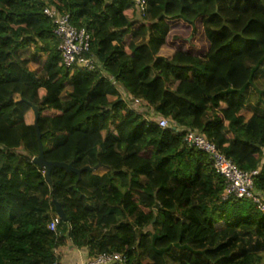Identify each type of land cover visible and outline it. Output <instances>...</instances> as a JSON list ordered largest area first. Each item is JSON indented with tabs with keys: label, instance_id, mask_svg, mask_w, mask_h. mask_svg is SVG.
<instances>
[{
	"label": "trees",
	"instance_id": "16d2710c",
	"mask_svg": "<svg viewBox=\"0 0 264 264\" xmlns=\"http://www.w3.org/2000/svg\"><path fill=\"white\" fill-rule=\"evenodd\" d=\"M47 2L90 35L97 67H65L45 2L0 0V264H54L67 242L125 264H263L264 212L223 199L224 179L183 137L196 131L257 171L264 197V115L247 110L264 64V0H149L144 18L131 0ZM32 106L47 161L107 172L77 181L52 168L48 182L32 162ZM54 203L67 219L57 234Z\"/></svg>",
	"mask_w": 264,
	"mask_h": 264
},
{
	"label": "built area",
	"instance_id": "2783aa9c",
	"mask_svg": "<svg viewBox=\"0 0 264 264\" xmlns=\"http://www.w3.org/2000/svg\"><path fill=\"white\" fill-rule=\"evenodd\" d=\"M45 2L43 14L49 18L53 24V33L58 39V51L67 69L95 70L96 64L93 55H90V35L84 29H77L71 24L69 13L59 12L56 8ZM137 7L142 18L145 16L146 5L149 0H131ZM110 83L119 91L122 98L126 100L128 106L134 110H147L143 107L142 100L127 96L113 77H108ZM144 114V113H142ZM145 117H148L146 114ZM148 119V118H147ZM158 126L161 129L169 127L166 119H160ZM183 142L187 147H193L202 151L211 162L214 172L221 176L225 182L223 199L234 197L246 199L254 204L256 209L264 212V197L254 190L253 177L257 171L245 172L240 170L229 158L219 151L214 143L207 140L196 131L189 130L183 137ZM61 219L54 213L48 224V229L57 234V227ZM59 248L53 250L55 263L59 264ZM125 257L118 252H103L89 258L83 264H125Z\"/></svg>",
	"mask_w": 264,
	"mask_h": 264
},
{
	"label": "water",
	"instance_id": "95a60500",
	"mask_svg": "<svg viewBox=\"0 0 264 264\" xmlns=\"http://www.w3.org/2000/svg\"><path fill=\"white\" fill-rule=\"evenodd\" d=\"M33 111H34V115H35V126H36V132H37V142H38V149H39V153L36 157H34L32 159V162L34 163V165H36L38 168L43 169L46 173V179L48 182H50V173L52 168H59V169H63L68 173H74L77 175V181L80 180L81 178V173L83 171H96L99 168H103V165L101 163H98L94 168H90L88 166H85L81 169H77L74 168L72 166V164H65V163H61V162H49L45 159L44 154H43V147L40 141L41 138V134L38 128V109L36 106H32ZM105 168V167H104ZM54 207H55V214L63 221H66V217L65 214L63 212V209L61 207V205L59 203H54Z\"/></svg>",
	"mask_w": 264,
	"mask_h": 264
},
{
	"label": "rangeland",
	"instance_id": "374dc122",
	"mask_svg": "<svg viewBox=\"0 0 264 264\" xmlns=\"http://www.w3.org/2000/svg\"><path fill=\"white\" fill-rule=\"evenodd\" d=\"M261 72L257 75L254 84L248 91V105L247 110L249 113L264 115V64L261 66ZM258 108V109H257ZM48 145H51L48 143ZM264 264V259H263Z\"/></svg>",
	"mask_w": 264,
	"mask_h": 264
},
{
	"label": "crops",
	"instance_id": "0c3cea01",
	"mask_svg": "<svg viewBox=\"0 0 264 264\" xmlns=\"http://www.w3.org/2000/svg\"><path fill=\"white\" fill-rule=\"evenodd\" d=\"M254 112L256 113L257 110ZM107 170L108 169L104 167L99 168L95 171V174L101 176L105 174ZM59 250V264H83L90 258L86 249L75 248L69 242H67L65 246L59 247Z\"/></svg>",
	"mask_w": 264,
	"mask_h": 264
}]
</instances>
